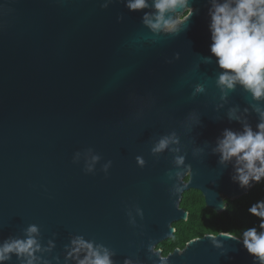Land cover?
Listing matches in <instances>:
<instances>
[{
    "label": "water",
    "instance_id": "1",
    "mask_svg": "<svg viewBox=\"0 0 264 264\" xmlns=\"http://www.w3.org/2000/svg\"><path fill=\"white\" fill-rule=\"evenodd\" d=\"M134 2L0 0V249L36 241L0 264H79L81 240L111 264H261L225 233L157 249L189 218L184 193L220 213L264 178L241 186L246 161L220 150L264 123V95L221 85L235 73L211 50L214 6L235 0L167 9L192 10L173 31Z\"/></svg>",
    "mask_w": 264,
    "mask_h": 264
},
{
    "label": "clouds",
    "instance_id": "2",
    "mask_svg": "<svg viewBox=\"0 0 264 264\" xmlns=\"http://www.w3.org/2000/svg\"><path fill=\"white\" fill-rule=\"evenodd\" d=\"M186 4L187 0H157L156 8L160 10L161 15L157 17L158 22L151 26L159 29L162 22L166 30H175L178 22L165 20L163 13L167 9L184 7ZM145 6V0H135L129 5L132 9ZM191 12L189 9L182 19H187ZM211 31V50L219 58V65L235 73L232 76L222 75L219 83L232 88L235 82L239 81L250 89L256 98L264 95V0H235V7L230 3L216 4L212 12ZM258 127L260 131L255 134L251 128H246L242 135L226 131L220 145L224 160L236 156L238 163L246 161L243 168L238 169L241 186H247L251 179L259 181L264 177V123ZM165 146L166 141H162L157 150ZM241 153L243 155H240ZM256 161L260 162L259 167L256 166ZM257 208L260 211L257 212ZM250 211L264 218V202L254 205ZM261 228H264V219ZM29 231L36 232L37 229L32 227ZM244 237L248 251L259 257L261 264H264V233L257 235L255 229H249L244 233ZM34 244L36 241L29 239L26 243L17 241L14 245H5L0 249V261L7 258L5 253L12 251L27 252L31 255ZM74 244L78 245L77 251L81 248L89 250V255L80 260L79 264H111L107 253L101 256L99 252L92 250L91 244L82 240L74 241ZM28 264H32V261L29 260Z\"/></svg>",
    "mask_w": 264,
    "mask_h": 264
},
{
    "label": "trees",
    "instance_id": "3",
    "mask_svg": "<svg viewBox=\"0 0 264 264\" xmlns=\"http://www.w3.org/2000/svg\"><path fill=\"white\" fill-rule=\"evenodd\" d=\"M261 202H264V178L242 198L236 201L226 200L227 208L221 214L207 207L200 191L190 190L184 193L181 208L189 213V218L174 224L176 232L170 240L164 242L168 244L164 246L163 256L167 257L177 249L183 250L189 242L207 235L225 233L244 241V233L249 229H255L257 235L264 233V228H261L264 218L250 211Z\"/></svg>",
    "mask_w": 264,
    "mask_h": 264
},
{
    "label": "rangeland",
    "instance_id": "4",
    "mask_svg": "<svg viewBox=\"0 0 264 264\" xmlns=\"http://www.w3.org/2000/svg\"><path fill=\"white\" fill-rule=\"evenodd\" d=\"M187 12H185L184 15H179L176 21L179 22L180 20H183L182 18L187 14ZM167 244L168 243H164V244H162V246L160 248H157V249L160 250L162 254H164V252H165L164 246H166Z\"/></svg>",
    "mask_w": 264,
    "mask_h": 264
},
{
    "label": "flooded vegetation",
    "instance_id": "5",
    "mask_svg": "<svg viewBox=\"0 0 264 264\" xmlns=\"http://www.w3.org/2000/svg\"><path fill=\"white\" fill-rule=\"evenodd\" d=\"M262 180V179H261ZM226 200H230V199H226ZM226 200H225V206H226V208H227V205H226ZM232 201V200H231ZM236 201V200H235ZM226 208L222 211V212H224L225 210H226ZM222 212H220L219 214H221ZM218 213V212H217Z\"/></svg>",
    "mask_w": 264,
    "mask_h": 264
}]
</instances>
